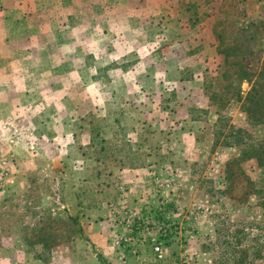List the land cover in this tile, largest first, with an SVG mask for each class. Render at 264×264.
<instances>
[{
  "label": "rangeland",
  "instance_id": "rangeland-1",
  "mask_svg": "<svg viewBox=\"0 0 264 264\" xmlns=\"http://www.w3.org/2000/svg\"><path fill=\"white\" fill-rule=\"evenodd\" d=\"M35 1L0 55V264H264V0ZM142 193L162 260L106 208Z\"/></svg>",
  "mask_w": 264,
  "mask_h": 264
},
{
  "label": "crops",
  "instance_id": "crops-1",
  "mask_svg": "<svg viewBox=\"0 0 264 264\" xmlns=\"http://www.w3.org/2000/svg\"><path fill=\"white\" fill-rule=\"evenodd\" d=\"M46 1H49V2L51 1V6L53 5L59 10H62L61 14L62 13L64 14L63 10L66 8H75L76 6L81 5V0H46ZM138 1L140 0H134V2H132L131 0H94L92 2L90 0L89 3L87 2L88 3L87 6H89L90 8H92V6H98L97 8L99 7L103 8V10L99 8L101 11L98 10L97 12H95L96 14H94V16H97L99 13L100 14L104 13L106 10H108L106 12H109L110 14H112L115 6L116 7H126V8L129 7L132 10L135 7V3ZM150 1L151 0H144L143 3L147 5V3H149ZM36 8H37V3L35 0H0V39L3 41V43L0 44V55L2 53L1 48H3V53H7L6 47L4 45L6 39L12 41V40H17L20 38V36H22L18 30V25L24 20L28 21V19H30L32 23L33 22L44 23L45 20L47 22H50L51 20L53 21V19H55V18H51L53 16H49L50 15L49 13L46 14L48 17L41 16V18L40 17L35 18L34 13L38 11ZM57 22H60L59 16H57ZM202 24H204V22H202ZM29 28L30 27L27 28L28 32L30 30ZM103 33H104V30H103ZM21 38H24V37H21ZM10 41H9L8 46L11 43ZM9 53L10 54L13 53L11 49H9ZM138 192L140 193V190L135 191V193H138ZM142 196H145V194L142 193L141 195H139L138 200H140V202H137L138 204H137L136 209L133 208L134 204L131 203L133 196H130L128 198V201L130 203H127V206H122L121 207L122 210H119V207L117 206V204H110L106 206L107 210L109 211V214L111 215L110 217H111L112 223L116 222V213L123 212L125 213V216H124L125 220H123L124 224L121 223L123 226V229H126V226L128 228L131 227L132 229L133 226H131V223L138 222L135 219V217H140V218L144 217V214L146 213L144 211V206L142 207L141 205L142 201L145 200L144 198H142ZM133 209L136 211L134 212ZM111 220H107L106 218L105 222H101L99 224L107 226L108 221L111 222ZM92 226L89 227V229H92ZM94 227H97V224H95ZM131 229H129L127 232L125 231L128 236H130L129 231ZM131 237H132V242L133 241L135 242L137 240V238H135L134 236H131ZM92 241L95 243V239L92 238ZM132 242H128L126 244L129 245Z\"/></svg>",
  "mask_w": 264,
  "mask_h": 264
},
{
  "label": "built area",
  "instance_id": "built-area-1",
  "mask_svg": "<svg viewBox=\"0 0 264 264\" xmlns=\"http://www.w3.org/2000/svg\"><path fill=\"white\" fill-rule=\"evenodd\" d=\"M138 219H140V218H138ZM142 223L140 221V223L138 222L137 225L139 227H141L142 229H144L143 231L147 230L148 237L146 236L147 237L146 241L152 246V250L154 252L155 257L158 260H162L164 258V250L161 247V243L159 241V236L166 238L169 235L175 234L176 231L178 230V227L175 224H171L164 219L159 220L157 222H155L154 220L150 221V222H148V225H145V222H143V221H142ZM143 225H145V227ZM147 226H149V228L151 227V229L157 228L158 237L153 236L152 234L150 235L149 234V228H147ZM129 232H130V234H132L134 232V229L132 228ZM122 240L124 241V243L132 242V237H131V235L130 236L127 235V236L123 237Z\"/></svg>",
  "mask_w": 264,
  "mask_h": 264
},
{
  "label": "trees",
  "instance_id": "trees-1",
  "mask_svg": "<svg viewBox=\"0 0 264 264\" xmlns=\"http://www.w3.org/2000/svg\"><path fill=\"white\" fill-rule=\"evenodd\" d=\"M162 219V218H161ZM158 220H160L159 218H158ZM142 221L143 220H141V223H142ZM138 222H134V225H133V229H134V232L132 233V234H130L131 236H134L135 238H137L138 240H141V239H143L145 236H143L142 235V232H145V231H143L144 229H142L141 227H139L138 225ZM143 224V223H142ZM144 227H145V225H143ZM147 228H149V226H147ZM146 233H147V231H146ZM136 235H137V237H136ZM163 238V237H162ZM160 236H159V241L162 239ZM161 243V242H160Z\"/></svg>",
  "mask_w": 264,
  "mask_h": 264
}]
</instances>
